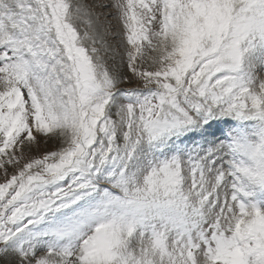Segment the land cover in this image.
<instances>
[{
    "label": "snow or ice",
    "instance_id": "6c2138e0",
    "mask_svg": "<svg viewBox=\"0 0 264 264\" xmlns=\"http://www.w3.org/2000/svg\"><path fill=\"white\" fill-rule=\"evenodd\" d=\"M0 264H264V0H0Z\"/></svg>",
    "mask_w": 264,
    "mask_h": 264
},
{
    "label": "rangeland",
    "instance_id": "374dc122",
    "mask_svg": "<svg viewBox=\"0 0 264 264\" xmlns=\"http://www.w3.org/2000/svg\"><path fill=\"white\" fill-rule=\"evenodd\" d=\"M2 179H3V173L0 172V182H2Z\"/></svg>",
    "mask_w": 264,
    "mask_h": 264
}]
</instances>
